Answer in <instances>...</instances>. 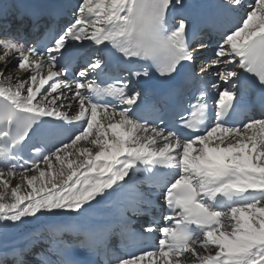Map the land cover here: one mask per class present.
<instances>
[{
    "label": "snow or ice",
    "instance_id": "snow-or-ice-1",
    "mask_svg": "<svg viewBox=\"0 0 264 264\" xmlns=\"http://www.w3.org/2000/svg\"><path fill=\"white\" fill-rule=\"evenodd\" d=\"M224 7L239 10L243 0ZM184 8L183 0H80L66 26L53 32L46 25V35L31 41L19 28L0 23V234L44 217L79 216L122 189L131 174L143 171L152 181L162 169L157 187L167 209L164 226L156 229L153 221L144 228L159 231L158 243L109 264H264V97L259 119L227 123L239 111L245 74L264 91V0H253L242 22L221 32L198 71L197 55L207 45L190 29L188 16L171 15ZM34 28L39 30L35 22ZM83 41L131 65L125 77L98 82L107 64L98 56L72 81L65 79L75 55L70 42L82 48ZM152 73L202 85L187 118L180 116L171 128L162 126V117L157 124L135 115L142 95L135 85ZM209 87L215 123L206 127ZM65 124L81 127L59 146L34 147L31 159L18 154L28 138L43 142ZM142 204L152 206L147 198ZM104 232L101 227L99 234ZM80 247L94 250L84 241ZM26 250L27 243L4 255L25 264ZM55 254L56 261L43 251L35 255L40 264H78L70 246Z\"/></svg>",
    "mask_w": 264,
    "mask_h": 264
},
{
    "label": "bare ground",
    "instance_id": "bare-ground-1",
    "mask_svg": "<svg viewBox=\"0 0 264 264\" xmlns=\"http://www.w3.org/2000/svg\"><path fill=\"white\" fill-rule=\"evenodd\" d=\"M14 1L18 3H23L24 1H28V0H0V7H3L7 4H11ZM45 1L58 2L60 0H45ZM208 1L183 0L186 9L185 8H184L185 10L174 9L173 12L177 10L182 11V13L188 16V18L191 20H196V19L199 20L200 18H204L205 16V20L207 21L216 22V20L222 17H224L226 20H229V22L232 21L234 15L229 10L225 11L226 8L222 4V1L221 2L220 0H208ZM67 2L68 3H63V2L62 3L69 8L71 2H75V4L78 5L80 3V0H75V1L68 0ZM53 4H55L57 7L61 6L60 4H56V3ZM187 7L195 9L197 13H193ZM217 31L219 32L220 30ZM83 42H87V41H83ZM70 46H71V42H70ZM198 65L200 66L201 63ZM206 77H210V76H206ZM75 125L80 126V124H75ZM84 146H89V145H87V143L85 142L81 147ZM126 180L128 181V183L125 184V186L122 189L131 185L129 186L130 189H127V194H121L120 191L122 189H118L115 192H111V190H109L111 192L110 195H107L102 199L98 198L96 202L92 203L91 207L88 208L86 212H84L79 216L66 214L55 217H44L41 220H35L32 221L31 223H26L24 225H21L20 227L9 229L7 232L0 234V254L12 246L25 247L26 243L28 245L34 241L40 243L43 240L50 239L52 235H61L65 228L64 227L65 224H67L66 228L69 229L79 226L82 223H88L89 221L95 219V217L90 216V213L92 212H96L99 214L97 218L100 219V222L106 221V219H104L102 216L103 213L112 214L114 213V209L116 208L119 209L118 214L124 215L125 210L132 209L130 203L127 201V199H129L128 197H138L140 199H144L147 198L150 194L148 189L145 188V180L142 179L137 172L131 174L130 177H126ZM135 202L137 204L140 203V201L137 198H135ZM26 252H29L31 254L36 253L34 248H29ZM9 264H14V260ZM30 264H40V260L33 259ZM142 264H150L149 259L143 261Z\"/></svg>",
    "mask_w": 264,
    "mask_h": 264
},
{
    "label": "rangeland",
    "instance_id": "rangeland-1",
    "mask_svg": "<svg viewBox=\"0 0 264 264\" xmlns=\"http://www.w3.org/2000/svg\"><path fill=\"white\" fill-rule=\"evenodd\" d=\"M221 1V0H220ZM225 3H222L223 5H226V4H228V1L229 0H223ZM249 3V2H248ZM250 3H252V1L250 2ZM245 8H247V7H245ZM227 9H225V11H226ZM245 13H246V10H245ZM16 73H14V75H15ZM85 142H83V144H84ZM80 146H82V144L80 143ZM40 167H42V168H44L45 166L44 165H41ZM28 175H33V174H38V173H35V172H32V171H30V172H28L27 173ZM16 182H18V181H13V186H15V183ZM14 259H12L11 261H9V263H11L12 261H13Z\"/></svg>",
    "mask_w": 264,
    "mask_h": 264
}]
</instances>
